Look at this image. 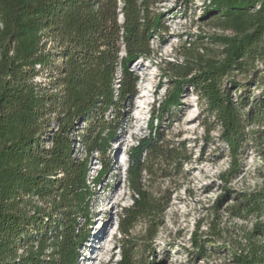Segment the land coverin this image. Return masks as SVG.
Here are the masks:
<instances>
[{
  "label": "trees",
  "instance_id": "trees-1",
  "mask_svg": "<svg viewBox=\"0 0 264 264\" xmlns=\"http://www.w3.org/2000/svg\"><path fill=\"white\" fill-rule=\"evenodd\" d=\"M206 1L205 19L229 36L211 38L221 48L218 59L196 68L171 65L177 79L164 106L176 107L185 86L194 89L235 158L248 140L245 122L264 118V109L243 117L244 103L234 101L222 80L248 73L255 62L264 65V0ZM150 7L149 0H0V264L77 263L85 239L77 226L87 219L90 184L100 186L109 170L108 161L102 162L89 182L90 159L104 155L134 95L129 65L149 57L151 39L164 29ZM40 75L47 82L36 83ZM258 81L264 100V74ZM75 143L84 155H74ZM170 144L150 133L131 149L134 197L120 215L124 238L157 212L142 175L168 177L167 169L184 158ZM229 214L262 220L243 248L230 250L227 264H264V192L243 194ZM127 243L116 264H147Z\"/></svg>",
  "mask_w": 264,
  "mask_h": 264
},
{
  "label": "rangeland",
  "instance_id": "rangeland-1",
  "mask_svg": "<svg viewBox=\"0 0 264 264\" xmlns=\"http://www.w3.org/2000/svg\"><path fill=\"white\" fill-rule=\"evenodd\" d=\"M149 3L151 11L162 17L164 29L151 39L149 57L129 65L135 78L134 95L124 104L116 135L104 155L93 154L90 159L89 182L101 171L102 162L108 161L109 170L100 186L90 184L87 219L80 218L77 226L85 239L76 250V264H116L127 242L147 264H227L230 250L243 248L254 225L262 220L255 216L239 220L229 209L240 204L243 194L264 192V118L245 122L248 140L234 158L221 139L219 124L207 114L194 89L185 86L178 105L167 111L164 103L177 79L171 65L196 68L204 60L218 59L221 48L211 38L229 36V32L205 19L206 0ZM263 74L264 65L255 62L248 73L234 72L222 80L234 101L244 103L243 117L254 108L255 114L264 109L258 81ZM39 78L47 82L44 75ZM150 133H160L184 158L167 169L168 177L158 172L142 175V188L157 212L124 238L120 215L134 197L128 182L130 152ZM73 150L76 157L84 155L77 143ZM198 245L204 248L202 253Z\"/></svg>",
  "mask_w": 264,
  "mask_h": 264
},
{
  "label": "built area",
  "instance_id": "built-area-1",
  "mask_svg": "<svg viewBox=\"0 0 264 264\" xmlns=\"http://www.w3.org/2000/svg\"><path fill=\"white\" fill-rule=\"evenodd\" d=\"M39 79H40L39 76H37V77L34 79V81H35L36 83H40V82H39ZM36 246H37L36 243H33V244H32L33 250L36 249ZM23 252H24L23 250H20V251L18 252V254H19V255H22ZM21 253H22V254H21Z\"/></svg>",
  "mask_w": 264,
  "mask_h": 264
}]
</instances>
